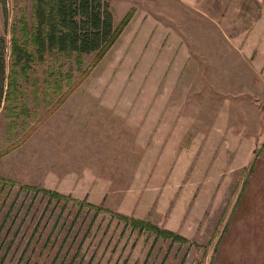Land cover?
I'll list each match as a JSON object with an SVG mask.
<instances>
[{
  "label": "rangeland",
  "instance_id": "1",
  "mask_svg": "<svg viewBox=\"0 0 264 264\" xmlns=\"http://www.w3.org/2000/svg\"><path fill=\"white\" fill-rule=\"evenodd\" d=\"M102 1L122 25L109 51L34 62L18 100L1 103L0 264H235L239 167L264 140V59L252 44L264 0ZM6 10L10 47L31 1ZM6 62L9 72V50Z\"/></svg>",
  "mask_w": 264,
  "mask_h": 264
},
{
  "label": "trees",
  "instance_id": "2",
  "mask_svg": "<svg viewBox=\"0 0 264 264\" xmlns=\"http://www.w3.org/2000/svg\"><path fill=\"white\" fill-rule=\"evenodd\" d=\"M31 15L27 23L25 16L17 21V26L12 30L10 47L6 38L0 35V106L4 102L11 106L15 103L22 91L18 90L17 80L26 77L24 69L30 64L47 65L50 55L70 54L81 55L95 53L100 58L114 45L121 33V27L114 28L112 15L107 3L102 0H30ZM7 0H0V9L4 17L7 15ZM128 20V19H127ZM10 51V70L7 72V51ZM16 68L21 70V75H16ZM66 74V80L70 79ZM64 80V78H63ZM55 82V81H54ZM57 84L50 83L49 86ZM58 88V87H57ZM57 88L52 90L55 92ZM69 92L59 94V99L64 101ZM4 107H7V106ZM18 105V104H17ZM19 108V105H18ZM17 118V117H15ZM20 119V117L18 118ZM26 191L41 193L49 200L59 202L67 199L60 193L47 189H37L24 186ZM99 211L100 208L91 205ZM133 229L140 232L154 233V237L171 239L187 243L183 236L168 230H162L157 225L148 221L117 214Z\"/></svg>",
  "mask_w": 264,
  "mask_h": 264
},
{
  "label": "crops",
  "instance_id": "3",
  "mask_svg": "<svg viewBox=\"0 0 264 264\" xmlns=\"http://www.w3.org/2000/svg\"><path fill=\"white\" fill-rule=\"evenodd\" d=\"M264 4L253 19L252 44L259 59H264ZM246 149V159L240 165L241 182L236 187L234 249L235 264H264V140L255 149Z\"/></svg>",
  "mask_w": 264,
  "mask_h": 264
}]
</instances>
